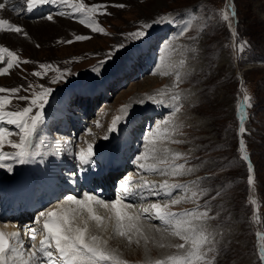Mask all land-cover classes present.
I'll list each match as a JSON object with an SVG mask.
<instances>
[{
	"label": "rangeland",
	"instance_id": "rangeland-1",
	"mask_svg": "<svg viewBox=\"0 0 264 264\" xmlns=\"http://www.w3.org/2000/svg\"><path fill=\"white\" fill-rule=\"evenodd\" d=\"M149 1L151 0H115L112 3H104L109 5L107 12L111 15H96L94 17L99 25L101 22V27L104 28L106 34L95 32L88 40L74 41L70 44L57 42L52 49L34 46L35 51H37L36 54L32 53L29 48L18 49L14 46L15 52L19 53L21 63L19 66L11 68L8 74L0 75V86L10 85L21 88L19 95L29 97L33 92L41 90L40 85L50 87L66 84L68 88L65 87V90L70 89L72 85L83 87L87 81L85 74L93 70L90 69V65L94 66L98 61L104 59L107 51L117 44L128 43L122 34L134 32L142 24H148L151 20L156 21L159 17H165L168 20L176 18L175 24L169 23L173 29L171 38L167 40L171 51L168 52L170 48L165 43L156 57L157 62L164 54V50L167 53L166 57L164 56V61L167 63L162 62L157 74H150L153 53H157V51L152 53L145 50L133 62L131 74L113 80V90L109 96L98 99L95 96L90 98L91 106L86 115L79 109L85 110V102L87 101L84 99L83 102V98H79L81 102L78 101L79 103H77L76 113H79L80 119L85 122H83L80 132L77 133L76 142L69 147L68 142L72 139L68 136L55 133L50 138V134H48L47 137H44L47 138L52 149H49L44 143L41 144L42 149L47 153L56 155L57 147L54 145L57 144L56 139L61 137L66 141V144L61 145L60 149L66 154H70L72 150L76 152V146H79V151L81 149L86 150L89 143L95 145L96 142L103 140L114 139L115 141L114 135L118 130L128 131L135 140L134 144L137 145L136 151L134 149L130 151V154L133 152V155L126 167V169L133 170L137 167V154L145 151L146 146L143 137L153 127L149 124L148 119L143 128H134L133 126V129H130L131 122L137 115L145 118L147 113L153 114L156 113V110L143 105L140 114L132 117L140 106L135 104L136 106L131 107L127 121L120 124L117 131L109 134L108 129L113 117L121 115L119 109L122 105L133 104L127 103L133 96L147 100L149 95L157 94L158 98L171 103L169 99H166L168 95L159 96L161 90L167 93L179 92L181 94L179 102L181 110L172 118L169 130L172 131L173 125L179 126L178 130L173 133L172 139L181 140L184 143L161 141L158 142L157 147L161 149L166 147L170 152H179L185 157V159L172 161L169 156V163L179 164L185 163L187 160L186 168L192 167L195 170L191 174L176 177L161 174L146 175L156 184L167 181L168 183L191 185V182L201 178L200 188L206 189L207 194L199 197L198 200H187L170 206L169 210L172 212L178 208H183V211L191 210L196 208L197 204L203 205L207 202L211 209L209 215L215 217L214 220L208 222L209 227L217 233L216 240L218 241L215 252L210 253L209 258L214 256L215 264H259L256 233H264V0H156L154 5L148 4ZM114 4H124L125 7H112L111 5ZM228 7L234 9L235 18H231V12L227 10ZM225 11L229 13L231 28L237 33L236 37H233L229 29V22L222 19V14ZM193 16L195 18L190 19ZM180 18L190 19V27L183 37L178 38L175 31L180 30L179 26L182 23ZM73 27L76 29L80 27V22H73ZM83 28L77 35H91V30L88 27L87 32L82 34L85 25ZM170 30L166 29L164 35H170ZM71 37L63 41L74 40ZM191 37L195 39H191ZM160 38L156 35L151 39L152 48L157 47ZM243 42H246L247 47L243 52H240L238 45ZM119 54L113 59H118ZM168 56L171 57L167 58ZM49 58H55V65H53L52 71L46 73L47 78L43 79L45 76L42 78L44 81L42 82L32 73L40 70L38 61H45ZM25 60L34 63H23ZM109 64H112L111 61L106 65L109 66ZM87 67L90 68L84 71ZM56 68L61 71L67 70L66 75L59 82L50 83L54 76L59 75L55 71ZM140 70H144L140 73L142 77L139 76L140 79L133 80L132 77L138 74ZM108 71L109 68L107 67ZM164 72L168 74L162 75L161 73ZM173 72L180 74L182 78L180 82L176 83V74L172 75ZM78 75H81L79 79H81L80 83L82 81L83 83L76 85L73 77H79ZM29 84L33 85L31 89H28ZM65 90H61V93L64 94ZM245 93L251 97L252 107L244 105L243 96ZM27 103L28 101L12 98L7 106H9L10 111H20L27 106ZM162 108L165 109L166 107L162 106ZM35 111L36 109L33 110L32 114ZM241 114L244 115L243 125L247 130L243 136L239 135ZM167 116L169 114H165V117ZM97 121H99V127H97ZM151 121H161L160 115L153 116ZM4 127L8 128L7 124H4ZM14 127L12 129L13 131L15 129L16 132L11 131L13 135L6 137L4 148H10L8 140L17 142L18 137L16 138V135L19 131ZM105 135H109V138L104 139ZM41 136L43 137L39 134L38 138ZM82 137L88 139L89 142L86 143ZM98 138L102 140H97ZM117 138H120L118 134H116ZM241 139L245 142V151L254 169L255 184L251 189L245 181L247 164L241 160L238 151ZM121 144L122 142L116 148L119 155L123 154V151L118 148L121 147ZM41 156L45 159L43 154ZM37 159L42 158L37 157ZM148 162L151 163L152 161ZM159 166L167 167V165ZM139 178L135 176L133 181L136 182L135 179ZM145 179L148 180V178ZM217 192L220 193L219 196H216ZM174 195L180 197L185 194L176 192ZM187 195L190 196L191 193L189 192ZM213 196L216 198L212 199ZM247 196L250 198V204L252 202L251 207H253L250 214L248 213L250 211L246 201ZM156 202L162 206L166 203L160 197L150 196L147 199L135 197L133 200L134 214H141L143 208ZM203 210L201 208V211ZM96 211L101 218L107 214L104 209H96ZM259 214L261 220L258 217ZM86 215L88 219L83 216L87 223L86 227L99 229L94 235L87 231V236L98 237L102 246L114 252L121 260L122 258L125 259L124 256L131 257V262L125 259L127 264H140L144 262V258L151 255H154L152 258L154 260L158 257L154 251L156 246L166 255H175L177 249L168 245L183 243L178 237L170 235L171 229L164 231V226L156 220L141 218L137 221V226L141 229L140 233L125 228L126 235L119 236L114 230L115 226L112 227L111 221L108 219L109 216L106 217L107 219L104 218L105 221L104 219L101 220L97 226V221L90 220L87 213ZM76 219V223L79 222L77 225L80 224L81 217L78 216ZM153 224L160 227L161 231L153 232L150 228ZM30 226L38 229L36 225ZM153 228L155 229V227ZM146 233L157 235L146 236ZM129 236L131 243L128 239ZM143 237L148 238L147 243ZM105 241L106 243H103ZM158 243L165 246L160 247ZM149 262L154 263L145 261V264H149Z\"/></svg>",
	"mask_w": 264,
	"mask_h": 264
},
{
	"label": "snow or ice",
	"instance_id": "snow-or-ice-1",
	"mask_svg": "<svg viewBox=\"0 0 264 264\" xmlns=\"http://www.w3.org/2000/svg\"><path fill=\"white\" fill-rule=\"evenodd\" d=\"M19 4L26 5V7L12 8V11L19 14L21 11L32 12L39 7L63 4L73 9V18L80 14L83 17L79 22L86 27L90 28L92 32H98L106 34L103 27L93 19L96 15H111L107 12L109 5L105 4H92L88 5L83 0H18ZM11 3V0H4L0 2V11L6 10L7 4ZM112 7L124 8V4H114ZM231 12V18H235L236 13L234 9L229 8ZM63 15V13L58 12ZM191 17L190 19H194ZM231 18L228 11L223 12L222 19L229 22V29L232 32L233 37H236L237 33L231 28ZM48 21H53L54 16L52 14L43 17ZM182 23L179 26L180 30L176 33L177 37H183L189 30L190 19L184 20L180 18ZM153 23H170L175 24L176 18L171 20L165 17H159ZM150 24H142L136 31L122 34L128 43H120L109 49L105 58L98 61V64L93 68V71L97 75L101 74V70L104 65L111 60L117 52L128 47L129 43L141 41L148 35V29ZM0 31H9L12 33H23L27 37V33L21 26L11 23L8 19L0 18ZM91 39L90 36L75 35L74 40L61 41L62 43H73L74 41H84ZM191 39H195L191 37ZM39 47V45H37ZM247 47L246 42L239 43L238 48L240 52H243ZM193 51H195L193 49ZM5 54L7 59H5ZM71 62V61H70ZM21 61L16 57L15 52L7 47L0 46V75H6L13 67L19 66ZM23 63H34L30 60H25ZM53 65L47 63H39L38 68L32 73V75L43 78L48 71L53 70ZM55 71L59 75L54 76L50 83H57L65 77L66 71H61L56 68ZM157 74L155 71L153 75ZM167 75V72L161 73ZM179 73L176 74V83L181 81ZM33 85L29 84L28 89H31ZM40 91L33 92L31 97L19 95L21 88L12 87L4 88L0 87V123L7 125H14L19 132V142H13L8 140V144L14 151H3L5 139L8 136L13 135L10 129L6 127H0V169H6L8 172L13 171V164L8 163V160L15 161L20 165L28 164L32 162L34 153L32 151V136L37 132L38 126L43 123V109L49 102L48 97L51 95L53 89L40 85ZM27 91V89H24ZM168 95L171 103H167L164 99L158 98L157 94L149 95L148 101L159 104L160 106L169 109V116L163 120L158 121L157 124L149 130V133L143 137L145 144V151L138 153L136 156L138 174L143 181L145 174H161L171 175L173 177L191 174L194 172V168L187 167L185 163H169V156L172 161L185 159L184 155L179 152H170L168 148L157 147L158 142L170 141L172 143L181 144L184 141L172 139L174 132L178 130L179 126L173 125L172 131L169 130V125L172 123V118L176 116V113L180 112L181 94L179 92L167 93L161 90L160 97ZM15 98L20 101H28L27 106L23 107L20 111L6 110V106L10 103V100ZM140 104L146 102L145 99L138 101ZM243 103L246 107H252L251 97L246 93L243 96ZM132 105H122L119 109L121 115L113 117L111 124L109 125L108 133L111 134L119 129V125L126 122L130 114ZM36 109L35 113L33 110ZM239 110V109H238ZM241 124L239 127V135L246 134V128L243 125L244 115L240 116ZM97 127L100 126L99 121L96 122ZM182 134V133H181ZM104 139H108L109 135H105ZM246 145L243 139L239 141L240 158L247 164V184L249 189L253 188L255 184L254 169L251 164L249 156L246 154ZM94 145L89 143L87 149H81L78 152L73 153V158L77 161L78 169L76 172L69 174V183H75V177L79 173H83L92 167H94ZM148 161H152L149 163ZM159 165H167V167H160ZM202 182L201 178L189 184L168 183L167 181L156 184L155 182L144 181L136 185V190H133L131 185L134 181L125 179L119 183V188L122 190L118 193L116 199L112 201H105L104 199L95 195V193H85L83 197H76L68 195L64 201L58 202V206L61 203L78 205L80 207L87 208L90 219L97 221V226L101 221V217L93 215L91 202H95L102 205L106 209H110L115 216V232L119 236H125V228L129 230H135L140 233L141 229L137 226V221L141 218L145 220H156L164 226V231H170V235L178 237L183 243L168 245L177 249V254L168 255L164 259H157L154 264H215V257L209 258L210 253H214L216 250L217 233L211 230L209 227V221L214 220L215 217L209 215L211 211L207 202L203 205L197 204V207L191 210H184L182 212H172L169 210L170 206L186 202L187 200H198L207 194L206 189L200 188ZM176 192H182L185 195L176 197ZM191 193L190 196L187 193ZM220 193L217 192L216 196ZM139 196L141 199H147L150 196L160 197L166 201L163 206L159 203H151L149 207H145L142 213L139 215H131L124 211L125 208H132L135 205L131 203V200ZM213 196L212 199H215ZM254 202V201H253ZM201 208L204 210L201 211ZM75 209L62 208L60 210H50L47 213L41 212L40 218H43V235L37 246L34 241L37 236V229L32 226H25V233L28 235L29 240L33 241L29 247L24 239H22L19 226L17 231L11 233H5L0 231V264H127V262L119 259L114 252L107 250L102 246L98 237L86 235L87 227L81 228L75 226L73 223ZM39 219L34 220L35 223H39ZM155 227L157 232L161 231L160 227ZM257 254L259 257V264H264V233L257 232ZM145 243L148 238L143 237ZM131 243V237H128ZM103 243H106L103 242ZM139 243V240H137ZM160 247L165 245L161 244ZM27 254V259L25 255ZM151 264V262H149Z\"/></svg>",
	"mask_w": 264,
	"mask_h": 264
},
{
	"label": "bare ground",
	"instance_id": "bare-ground-1",
	"mask_svg": "<svg viewBox=\"0 0 264 264\" xmlns=\"http://www.w3.org/2000/svg\"><path fill=\"white\" fill-rule=\"evenodd\" d=\"M114 1L115 0H83V2L87 3L88 5L100 4L102 2H114ZM69 2L71 3L72 0H69ZM155 2H156V0H151V1H149L148 4L154 5ZM15 6L16 7H26V5H21V4H19V2L15 3ZM40 9H45V10L50 9V11L42 13V11ZM35 11L36 12H34V13L24 12V11L20 12V14H22L24 17H28L30 19H25L23 17H16V16L12 15L11 13H9L8 10L0 11V18L8 19L11 23L16 24L18 26H21L24 29V31L28 34L27 37H25L23 33L16 34V33H12V32H9V31H0V46L7 47L8 49L12 50L13 52H15L14 46H16L18 49H20V48H29V50L32 53L36 54L37 51H35L36 48L34 46L39 45V46H43L46 49H52V47L55 46L57 42H61V41L65 40V39H68L69 37H71L75 30L76 31H81V29L82 30L84 29L83 28V24H81V23H80V27H78L77 29L73 27V23H72L73 9L71 7H69V9L66 10L65 5L63 6V4H62L60 10H56V5H49V6L39 7ZM58 12L63 13V15L58 14ZM49 14H52L54 16V20L53 21H48L47 19H43V17H46ZM80 18H87V17H83L80 14H77L76 19H78V21H79ZM43 38H46V39H43ZM131 54L132 55L136 54V56H137V52H135V51H132ZM164 54L161 57L159 56L160 60H158L156 62V66H155L156 70L160 69V66H162V62L165 59L164 56L166 57V55H167L165 50H164ZM6 57L7 56L5 54V58ZM35 59H36V57H35ZM36 61H38V60H36ZM54 62H55V58H49L48 60H45V61H40V62L38 61V64L39 63H47V64L50 63L51 65H55ZM164 62L167 63V61H164ZM0 66H6V65H0ZM107 67H108V65L105 64L103 69L101 70V74L100 75H97L95 71L91 72L93 70H91L90 72L86 73L85 75H86V80L87 81H86V83H85V85L83 87L72 85V86H70V89L65 90L68 87L64 88L63 89V90H65L64 94L60 93L59 96L53 97V101L51 100V102L48 105H46L47 106L46 107V111H51L54 114H58V115L64 116V111L63 110H59V108H63V105L67 108L68 107V103H69V99L70 98H72L73 100L76 99L77 96H78V92L80 94L81 93H85L86 95H88V93L89 94H93V93L95 94V93H97V91L101 90L100 94H106L107 87L109 88V85L111 84L112 80L115 77H117L118 75L126 73V69H122V70L116 71L115 73H111L110 74L109 72H107ZM82 83H83V81H82ZM82 83H79V84H82ZM74 84H76V83H74ZM0 87L12 88L13 86L1 85ZM91 88H93V89L90 90ZM131 90H133V89H131ZM107 92H108V90H107ZM0 95H7V94H0ZM138 99L139 98L133 96L131 99H129L127 101V103L128 104L133 103L131 105H135V104H137L136 102L138 101ZM62 102H63V105H62ZM53 103H54L55 106L53 105ZM87 107H88V105H87ZM9 109H10L9 106H7L6 110H9ZM151 114L152 113H150V115ZM148 115H149V113L146 114V116H148ZM144 119L145 118L142 117L141 115H137L132 120L130 127H133V126L134 127L135 126L139 127L144 122ZM83 122H85V121L83 120ZM7 126H9L11 128L14 127V125H7ZM0 127H4V123H0ZM38 127L43 131L44 134H46V130L49 131L52 127H56V126H55V123H54V121L52 119H50L48 117H44L43 118V123L40 124ZM17 131H19V130L17 129ZM127 132L124 131V134L126 136L123 138L124 140L122 141L121 147H118V148H120L123 151L122 155H119L116 152V148L114 150L112 148V146H109L110 142L109 143L104 142L100 146H98V147L95 146L94 147V151H95V157L94 158L99 159L100 158L99 155L102 154L101 157L104 158V161L111 160L112 162H115L117 160H120L119 164H121V165L117 166L118 168H120V170L117 172L118 174H115V176L120 181L122 180V178L124 176L126 177L127 175L128 176L125 179H130V180L133 181L134 178H135V172H133V173L131 172L130 173V170H125L127 164L129 163V162H126V161L130 159L129 158L130 155L132 156V154H130V151L135 148V145L132 144L133 138H130L129 137V133H127ZM38 135H39V133L36 132L34 134V137L36 139H38ZM114 136H115V139H116V135H114ZM121 137H123V136H120V138ZM16 138H17V142H19L18 134L16 135ZM40 138L44 139L45 137L41 136ZM40 141L42 142V140H40ZM87 141H88V139H87ZM35 146L36 145H35V143L33 141L32 142V151H33L34 154L37 152L35 150L36 149ZM3 151L11 152V151H8V150H3ZM50 157H51V161L50 160H48V161L46 160V162H47L46 166H43V165L38 164V163H35L34 162L35 161L34 156H33V159H32L31 163L24 164V165H20V164L16 163L15 161L8 160L7 161L8 163H12L13 164V171L12 172H8L6 169H0V179H6V181H8L10 183V185L20 184V185H25L26 187H30L31 185L32 186H39V185L45 183V187H44L45 190H42V191L50 193V194H54V192H53L54 191V187H50L46 183V182L50 181V179L52 178V175L48 174L49 169H51V168L59 169L60 167L58 165H63L65 168L66 167L69 168L72 165H71V163H67V162L63 163L62 161H60L59 158H55L53 156H50ZM135 180H137V179H135ZM41 198H42V196H39L37 198V200H40ZM58 202H56L55 208H57V209L58 208H63L61 206H64V205L60 204L58 206ZM96 205L97 206H95V207H101L102 209L107 211L106 217L109 216V218H108L109 220H110L111 217L115 218L114 213L110 209H106L102 205H99V204H96ZM72 207H80V206L72 205ZM80 208H83L88 213L87 208H84V207H80ZM7 210L11 211V209H7ZM0 211H2V208H0ZM124 211L129 213L128 208H125ZM95 212L99 215V213L96 210H95ZM28 216H29V213L24 214V213H19V212L16 213L15 212V213L8 214L6 216V220L4 221V223L7 224L5 226L7 233H11V232L17 231L18 230L17 226H19V231H20L21 237H22V239H24V241H26L28 239V236H26V234H23L22 231H24V228H23L22 231L20 230V228L22 226V223H19V221L21 219H26L25 221H28V219L26 218ZM37 219H39L40 222L38 224H40V226L42 228L43 218H40L38 216ZM87 219H88V217H87ZM103 219L104 218H102L101 220L103 221ZM94 222H96V221H94ZM73 223H74V221H73ZM77 223H79V222H77ZM150 228L152 229L153 232L155 231V233H157L156 229H154L153 227H150ZM87 229L92 235L95 233V231L96 232L99 231V229H96L95 227H93V228H88L87 227ZM144 229H146V228H144ZM144 231H146V230H144ZM155 233L154 234L150 233V234L152 236L153 235H157ZM150 234L146 233V236H149ZM111 235H113V234L111 233ZM159 244L160 243H158V245ZM154 251L156 252V254H158V257L153 260L152 258H153L154 255H151L148 258H144V263H145V261L155 262L157 259H163V258L168 256V255H166V253L164 251H161V250L157 249V246L154 248ZM124 257L128 261H132L131 257H129V256H124ZM150 258H151V260H149Z\"/></svg>",
	"mask_w": 264,
	"mask_h": 264
},
{
	"label": "trees",
	"instance_id": "trees-1",
	"mask_svg": "<svg viewBox=\"0 0 264 264\" xmlns=\"http://www.w3.org/2000/svg\"><path fill=\"white\" fill-rule=\"evenodd\" d=\"M245 181H246V178H245ZM247 203H248V205H249V211L250 212H248L249 214L251 213V204H250V199L248 198V196H247ZM259 219L261 220V217H260V215H259ZM255 232V231H254Z\"/></svg>",
	"mask_w": 264,
	"mask_h": 264
}]
</instances>
